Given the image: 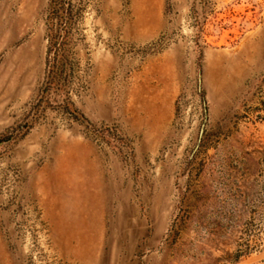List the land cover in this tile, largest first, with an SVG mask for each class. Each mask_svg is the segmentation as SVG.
<instances>
[{"label": "rangeland", "instance_id": "obj_1", "mask_svg": "<svg viewBox=\"0 0 264 264\" xmlns=\"http://www.w3.org/2000/svg\"><path fill=\"white\" fill-rule=\"evenodd\" d=\"M56 2L0 0V264H264V0H66L61 74Z\"/></svg>", "mask_w": 264, "mask_h": 264}, {"label": "trees", "instance_id": "obj_2", "mask_svg": "<svg viewBox=\"0 0 264 264\" xmlns=\"http://www.w3.org/2000/svg\"><path fill=\"white\" fill-rule=\"evenodd\" d=\"M61 2V5L58 4V2ZM56 4L52 7V16L55 19H58L59 27L52 28L51 31V38L50 43H52V46L50 47V51L54 50L55 52V60L58 61L57 67H58V74L63 72L64 66H65V40L67 38V33L64 28H62L63 24L64 26L68 25V22L70 20V10L66 9V0H58ZM57 6H60L57 8ZM53 21V20H52ZM53 24V23H52ZM55 27V24H54Z\"/></svg>", "mask_w": 264, "mask_h": 264}]
</instances>
